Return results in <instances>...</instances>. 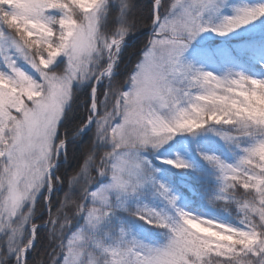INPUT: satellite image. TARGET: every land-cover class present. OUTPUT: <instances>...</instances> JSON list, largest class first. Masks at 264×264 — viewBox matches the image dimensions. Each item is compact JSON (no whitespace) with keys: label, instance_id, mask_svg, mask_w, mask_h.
<instances>
[{"label":"snow or ice","instance_id":"6c2138e0","mask_svg":"<svg viewBox=\"0 0 264 264\" xmlns=\"http://www.w3.org/2000/svg\"><path fill=\"white\" fill-rule=\"evenodd\" d=\"M0 264H264V0H0Z\"/></svg>","mask_w":264,"mask_h":264}]
</instances>
